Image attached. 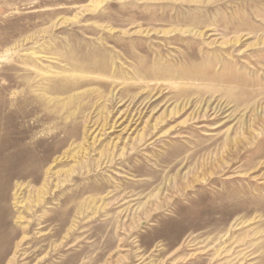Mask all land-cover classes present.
Masks as SVG:
<instances>
[{
  "label": "rangeland",
  "instance_id": "obj_1",
  "mask_svg": "<svg viewBox=\"0 0 264 264\" xmlns=\"http://www.w3.org/2000/svg\"><path fill=\"white\" fill-rule=\"evenodd\" d=\"M0 264H264V0H0Z\"/></svg>",
  "mask_w": 264,
  "mask_h": 264
}]
</instances>
